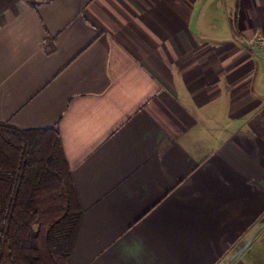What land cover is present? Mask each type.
I'll return each mask as SVG.
<instances>
[{
  "label": "crops",
  "instance_id": "crops-1",
  "mask_svg": "<svg viewBox=\"0 0 264 264\" xmlns=\"http://www.w3.org/2000/svg\"><path fill=\"white\" fill-rule=\"evenodd\" d=\"M0 28V124L57 128L71 264H264V0H56Z\"/></svg>",
  "mask_w": 264,
  "mask_h": 264
},
{
  "label": "trees",
  "instance_id": "trees-1",
  "mask_svg": "<svg viewBox=\"0 0 264 264\" xmlns=\"http://www.w3.org/2000/svg\"><path fill=\"white\" fill-rule=\"evenodd\" d=\"M54 1L0 0V28ZM83 215L59 130L0 124V264H71Z\"/></svg>",
  "mask_w": 264,
  "mask_h": 264
},
{
  "label": "rangeland",
  "instance_id": "rangeland-1",
  "mask_svg": "<svg viewBox=\"0 0 264 264\" xmlns=\"http://www.w3.org/2000/svg\"><path fill=\"white\" fill-rule=\"evenodd\" d=\"M11 14V12H8V15Z\"/></svg>",
  "mask_w": 264,
  "mask_h": 264
}]
</instances>
